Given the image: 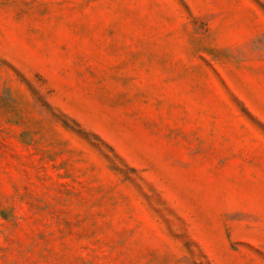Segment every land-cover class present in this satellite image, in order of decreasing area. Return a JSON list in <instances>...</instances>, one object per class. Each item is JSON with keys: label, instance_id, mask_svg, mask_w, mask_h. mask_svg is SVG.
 I'll list each match as a JSON object with an SVG mask.
<instances>
[{"label": "rangeland", "instance_id": "rangeland-1", "mask_svg": "<svg viewBox=\"0 0 264 264\" xmlns=\"http://www.w3.org/2000/svg\"><path fill=\"white\" fill-rule=\"evenodd\" d=\"M0 264H264V0H0Z\"/></svg>", "mask_w": 264, "mask_h": 264}]
</instances>
